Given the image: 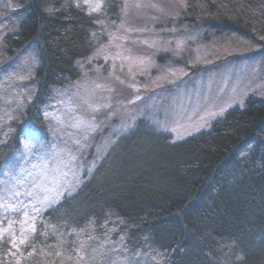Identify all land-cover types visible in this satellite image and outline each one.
<instances>
[{
	"label": "trees",
	"instance_id": "16d2710c",
	"mask_svg": "<svg viewBox=\"0 0 264 264\" xmlns=\"http://www.w3.org/2000/svg\"><path fill=\"white\" fill-rule=\"evenodd\" d=\"M104 1L119 13L121 0ZM183 1L191 27L264 35V0ZM98 19L75 0H0V175L25 124L43 126L45 98L80 77ZM32 96L41 112L10 114ZM35 229L19 250L0 242V264H264V100L176 142L139 118Z\"/></svg>",
	"mask_w": 264,
	"mask_h": 264
},
{
	"label": "rangeland",
	"instance_id": "374dc122",
	"mask_svg": "<svg viewBox=\"0 0 264 264\" xmlns=\"http://www.w3.org/2000/svg\"><path fill=\"white\" fill-rule=\"evenodd\" d=\"M75 2L88 12L102 5L98 12H91L99 16L96 51L77 63L80 77L76 81L45 98L44 124L35 126L43 130V136L33 140L36 146L26 151L22 141L30 137L22 131L20 148L0 175V197L5 188L19 192L18 200L28 212L25 217L24 209L15 212L10 208L4 213L0 208V230L12 233L0 242L6 240L10 245V239L17 244L20 239L25 243L31 239L30 226L49 207L27 192H38L34 183L39 182L41 172L66 162L69 152L78 158L68 168L79 183L61 201L80 188L113 142L133 129L139 118L176 142L210 129L227 111L244 106L250 96L264 100V35L216 34L201 25L191 27L183 21V0H121L115 16L107 13L104 0ZM136 3L156 4L161 11L125 7ZM118 54L131 55L136 62L118 59ZM33 98L23 100L20 113L10 114L41 112ZM32 126L26 123L24 129ZM13 166L15 171L5 175ZM8 202L12 208L18 206L12 199ZM108 264L148 263L144 258H119Z\"/></svg>",
	"mask_w": 264,
	"mask_h": 264
},
{
	"label": "snow or ice",
	"instance_id": "6c2138e0",
	"mask_svg": "<svg viewBox=\"0 0 264 264\" xmlns=\"http://www.w3.org/2000/svg\"><path fill=\"white\" fill-rule=\"evenodd\" d=\"M101 6H102L101 4H96L95 7L90 8V13L93 11L98 12ZM130 6L135 7L137 9H140L143 7H151V8L156 9L157 11H161V9H159L156 4L145 5V4L136 3L133 5H126L125 7L127 9ZM128 31H140V29L130 28L128 29ZM141 43H147V41H142ZM128 51L131 52L130 49H128ZM117 58L118 59L122 58L124 60H131L133 62H136L135 58H133L131 55L121 56L120 54H118ZM143 62H144L143 60H139V63L142 64ZM129 71H131V68H129ZM121 83H123V81H121ZM77 126L79 127L80 125H77ZM23 133L25 136L30 137V139L27 142L22 141L23 147L26 151H31V148L36 146L32 144L33 140H38L40 137L43 136V130L36 128L35 126L24 129ZM76 159L78 158L73 153L69 152L68 159L66 162L61 161L60 163H57L53 165L52 167L46 168L45 170H43L41 172V178L39 182L34 183V187L38 189L39 191L36 193H34L33 191H28L27 195L29 197L35 195L43 207L50 208L54 205L59 204L61 202L60 198H62L65 194L70 195L71 191H74L75 186L79 183V181L75 179L76 174L72 172L70 168H68V164L72 163ZM33 167H35V165H33ZM65 169H67V171H65ZM14 171H15V168L13 166L7 169L4 174L8 175ZM19 171L24 172L27 170L24 168H20ZM69 176H71L72 179H69ZM4 193L5 195L3 197H0V208L3 209L4 213H7L10 208L12 211H15V212H20L21 209H24V216L28 217L26 206H24L23 203L18 200L20 193L10 191L8 188H5ZM41 196H42V199H41ZM9 199L14 200V202L18 206L15 208H12V205L9 204L8 202ZM33 211H40V210L33 208ZM28 219H31V218L29 217ZM24 222L27 223V220H25ZM35 230H36L35 224L33 222V224L30 226L28 234L29 235L34 234ZM6 236L8 238H11L12 233L7 229L0 230V239L5 238ZM89 239L92 240V239H95V237L90 236ZM10 243L12 244L13 247H19V245L25 244V239H20L19 244H17L16 240L10 239ZM79 244H80V250H83L86 246V242H83V241L79 242ZM13 255H15V253H13Z\"/></svg>",
	"mask_w": 264,
	"mask_h": 264
}]
</instances>
